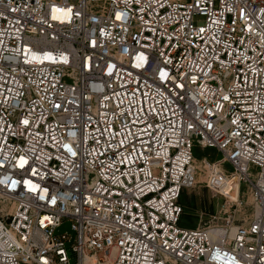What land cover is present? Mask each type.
I'll return each instance as SVG.
<instances>
[{"label":"built area","instance_id":"built-area-1","mask_svg":"<svg viewBox=\"0 0 264 264\" xmlns=\"http://www.w3.org/2000/svg\"><path fill=\"white\" fill-rule=\"evenodd\" d=\"M196 149L247 226H180ZM0 264H264V0H0Z\"/></svg>","mask_w":264,"mask_h":264},{"label":"rangeland","instance_id":"rangeland-1","mask_svg":"<svg viewBox=\"0 0 264 264\" xmlns=\"http://www.w3.org/2000/svg\"><path fill=\"white\" fill-rule=\"evenodd\" d=\"M195 157L197 184L185 191L181 198L185 209L181 227H204L213 220L222 224L228 218L234 220L237 214L243 215L245 210L250 214L257 211L252 186L226 161L223 154L212 149H196ZM213 180L221 186L211 187ZM234 223L238 226L244 224L242 218Z\"/></svg>","mask_w":264,"mask_h":264},{"label":"bare ground","instance_id":"bare-ground-1","mask_svg":"<svg viewBox=\"0 0 264 264\" xmlns=\"http://www.w3.org/2000/svg\"><path fill=\"white\" fill-rule=\"evenodd\" d=\"M257 211H255L253 214H250V212L248 210H245L244 211V214L240 215V214H237L234 216V222L237 221L238 219L242 218L243 219V222H244V226H247L251 220H252V217H254L256 215ZM239 224H233V228L237 227Z\"/></svg>","mask_w":264,"mask_h":264},{"label":"water","instance_id":"water-1","mask_svg":"<svg viewBox=\"0 0 264 264\" xmlns=\"http://www.w3.org/2000/svg\"><path fill=\"white\" fill-rule=\"evenodd\" d=\"M58 233H69L72 234L73 236L75 235V233L71 230L70 224H65L63 227H61L58 230ZM68 246H70V243L68 244Z\"/></svg>","mask_w":264,"mask_h":264},{"label":"snow or ice","instance_id":"snow-or-ice-1","mask_svg":"<svg viewBox=\"0 0 264 264\" xmlns=\"http://www.w3.org/2000/svg\"><path fill=\"white\" fill-rule=\"evenodd\" d=\"M227 98V97H226ZM25 123H27V122H25ZM21 166H23V161L21 162Z\"/></svg>","mask_w":264,"mask_h":264}]
</instances>
